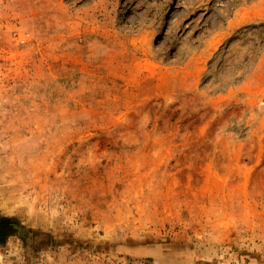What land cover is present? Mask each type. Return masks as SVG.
Segmentation results:
<instances>
[{
    "label": "rangeland",
    "instance_id": "374dc122",
    "mask_svg": "<svg viewBox=\"0 0 264 264\" xmlns=\"http://www.w3.org/2000/svg\"><path fill=\"white\" fill-rule=\"evenodd\" d=\"M0 264H264V0H0Z\"/></svg>",
    "mask_w": 264,
    "mask_h": 264
}]
</instances>
